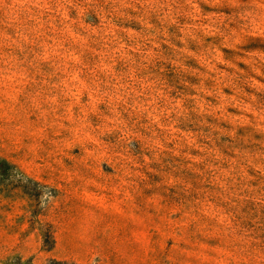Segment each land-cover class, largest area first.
<instances>
[{"label": "rangeland", "instance_id": "obj_1", "mask_svg": "<svg viewBox=\"0 0 264 264\" xmlns=\"http://www.w3.org/2000/svg\"><path fill=\"white\" fill-rule=\"evenodd\" d=\"M0 264H264V0H0Z\"/></svg>", "mask_w": 264, "mask_h": 264}]
</instances>
